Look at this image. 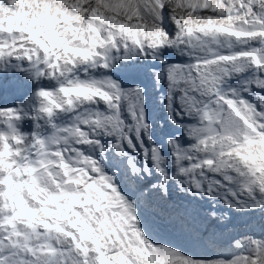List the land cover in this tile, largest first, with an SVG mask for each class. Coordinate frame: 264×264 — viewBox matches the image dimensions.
<instances>
[{"label": "snow or ice", "instance_id": "1", "mask_svg": "<svg viewBox=\"0 0 264 264\" xmlns=\"http://www.w3.org/2000/svg\"><path fill=\"white\" fill-rule=\"evenodd\" d=\"M0 264H264V0H0Z\"/></svg>", "mask_w": 264, "mask_h": 264}]
</instances>
